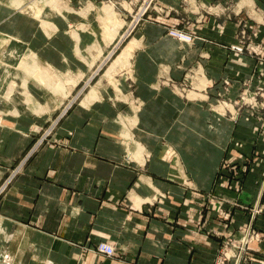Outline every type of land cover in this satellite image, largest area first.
Returning <instances> with one entry per match:
<instances>
[{"label": "crops", "instance_id": "obj_1", "mask_svg": "<svg viewBox=\"0 0 264 264\" xmlns=\"http://www.w3.org/2000/svg\"><path fill=\"white\" fill-rule=\"evenodd\" d=\"M200 1L218 4L192 29V42L172 36L157 20L136 34L141 45L132 57L134 90L142 104L132 107V133L145 147L142 157L128 158L117 120L130 107L117 106L105 93L73 105L53 135L59 144L44 145L0 201L6 232L0 253L12 259L0 255V264H216L225 239H239L249 228L252 240L241 264H264V120L258 122L248 107L229 117L211 106L218 93L237 99L244 83L254 86L259 73L264 80V0H233L244 6L233 20L218 13L226 0ZM179 2L171 0L176 8ZM17 8L0 0L2 32L21 37L43 68L87 71L81 62L91 61L88 51L96 38L90 20L92 29L82 32L68 28L69 21L79 27L78 12L47 11L44 19L54 23L48 32L43 17ZM186 12L198 16L193 9ZM243 29L246 46L240 43ZM198 64L211 82L208 100L187 101L158 82L181 80ZM20 73L11 80L27 79L32 101L25 92L14 90L8 98L0 90V182L65 97ZM175 152L194 184L173 177L180 174L174 171ZM98 241L113 244L116 256L84 253L83 245L93 248Z\"/></svg>", "mask_w": 264, "mask_h": 264}, {"label": "rangeland", "instance_id": "obj_2", "mask_svg": "<svg viewBox=\"0 0 264 264\" xmlns=\"http://www.w3.org/2000/svg\"><path fill=\"white\" fill-rule=\"evenodd\" d=\"M8 1L14 7H18L17 9H21L28 14L34 15L35 18L40 21L43 17L42 21L48 32L52 29L54 23L50 19H44V15H48L49 13H47V11L58 12L63 8L72 10L74 13L78 12L81 18L80 21H78L80 23L79 27H77L75 23L69 21L68 28L78 29L82 32L89 31L92 28L87 23L89 22L87 20H90L94 25V36L96 38L95 40L93 39L94 43H92L90 50L88 51V54L92 56L91 61L90 59H87L89 63L82 60L83 57L86 58L85 52L79 54L82 58V62H80L86 67L87 71L52 72L50 69L41 66L42 64L39 62L40 57L35 51L28 47L25 49L22 46L23 41L21 37L12 32L4 33L0 30V90H3V93L8 98L13 96L12 93L14 90L25 92L24 95L28 102L32 101L31 93L27 89L28 80L25 79L20 83H16V80H11L12 75L16 71H19L22 76L27 74L26 76L28 77L26 78L38 81L39 85L45 87L49 93L52 94L53 92L54 94H62L65 96L63 99H60L63 100V104L55 111H52V116L48 122L43 126L35 128L34 133H36V136L32 144L25 150L24 154L18 160L12 163L2 177L0 182V201L4 198L16 176L23 171L26 163H28V161L32 159L44 145L59 144V142H57L58 140L55 139L53 135L72 106L80 101L82 104L86 105L97 99L102 93L109 96L111 102L115 101L117 106L125 105L131 108L130 111L127 109L125 110L127 112H120L117 116V120L122 126L121 129L123 133L121 136L123 137V142L129 148V157H142L145 147L137 142L132 133L133 128L137 124V116L133 110L142 104L137 98L134 90L136 85V75L132 65V57L135 49L141 45V39L138 38L136 34L145 22L157 20L167 26V32L172 36L181 41L192 42L195 38V33L192 29L196 27V25L200 26V23L203 21L206 14H211L212 12L215 13V10H213L215 8H213V6H217L218 4L217 1H213L209 6H206L201 4L200 0H180V6L176 8L171 4V0ZM242 3L240 4L233 2V0H226L223 9H221L222 11L219 10L218 13H224L225 20H233V13L242 12V7H244ZM237 4L238 10H236ZM191 9L196 11L198 15L194 19L187 16L186 11H190ZM174 17L178 18L177 22L176 20H172L175 23H169V21H171L170 18ZM166 20L168 22H166ZM173 29L184 30L188 34H192V39H189L182 34L181 36L177 32L171 33L170 31ZM240 35L241 46H246L248 39L246 29H243V31L240 32ZM78 38L80 39L77 35V39ZM243 49L241 51H243ZM235 50L238 51V49ZM202 71L203 69L200 64L196 66L193 65L186 70V73L181 80L164 79L162 77L158 82L160 85L164 84L170 86L187 101H205L209 98V95H207L206 92L209 89L208 86L211 85V82L210 79L203 76V74H200ZM258 75L257 82L254 86L249 87L248 82L243 84L237 99H230L225 95L223 96L222 93H218L216 98L217 101L211 104L213 108H216L215 112L218 114L220 113L223 116L225 114L232 117L238 115L239 111L244 107H248L253 112L255 111L254 114H256L257 121L263 122L264 113L259 115L256 112L259 109L264 110V80L262 74L259 73ZM79 78L82 79L78 82ZM224 82V86L228 87L229 81L225 80ZM133 106L134 109L132 110ZM239 107L240 109L238 111ZM132 142L134 143V146L130 145ZM175 154L176 157L174 159H178V161L177 163L174 162L176 163L174 171L179 172L180 174H178V176L174 175L173 177L177 180L187 182V184H189V182L194 184L193 181L185 175L186 173H184V168L179 162L180 158L177 152H175ZM259 211H261V209H259ZM0 226H2L1 222ZM1 228L2 227H0V229ZM252 233L251 228H249L239 239L233 238L232 235L229 236V238H226L220 256H222L224 252L228 253L229 257L227 258V261L230 262L232 260L234 262L236 259V251L239 250L238 248L243 244V238H248V240H250ZM227 241H231L228 246H226ZM102 242L104 241H98L94 244L93 248L83 245L84 248L82 249L85 254L89 251L98 253L95 250L97 247L99 248V245ZM248 244L249 243H247L245 250L243 251L244 256H246L249 251ZM116 254L112 257H115ZM0 255L2 259H5L8 254L7 251H1ZM6 258V261H8L9 258V261H12L10 256H7Z\"/></svg>", "mask_w": 264, "mask_h": 264}, {"label": "built area", "instance_id": "obj_3", "mask_svg": "<svg viewBox=\"0 0 264 264\" xmlns=\"http://www.w3.org/2000/svg\"><path fill=\"white\" fill-rule=\"evenodd\" d=\"M170 32L171 33H176L177 32L180 35L182 34V35L186 36L187 38L192 39V34H188L184 30H179V29L175 30V29H173ZM128 158H129V155H128ZM258 211H259V209L256 208L255 212H258ZM251 240H252V238H250V240H248V241H251ZM230 242L231 241H227L226 246H228L230 244ZM247 243H249V242H247ZM247 243H246V245H247ZM246 245L242 244L239 248L237 247L240 250V252L237 251L236 254H235V257L238 258L239 263L242 262L243 260H247L246 256H244V253H243V251L245 250V246ZM95 251L98 252L101 255L108 256V257H112V256H114L116 254V248L112 244H110L108 242H105V241L102 242L99 245V248L97 247V249ZM228 255H229L228 253L224 252L223 255L218 258L216 264H224L226 259L229 257ZM221 258H223V259H221Z\"/></svg>", "mask_w": 264, "mask_h": 264}, {"label": "bare ground", "instance_id": "obj_4", "mask_svg": "<svg viewBox=\"0 0 264 264\" xmlns=\"http://www.w3.org/2000/svg\"><path fill=\"white\" fill-rule=\"evenodd\" d=\"M124 52H126V51H124ZM128 54H129V53H128ZM126 56H127V55H126ZM127 57H128V56H127ZM118 62H119V61H118ZM3 228H4V227H2V228L0 229V238H1V235H2V234L6 233V232L4 231ZM247 242H248V238H243V242H242L243 245H246ZM241 248H242V247H241ZM237 251L240 252V250H237ZM237 251H236V252H237ZM7 254H8V252H7ZM5 255H6V254H5ZM7 256H10V257H11V255H9V254H8ZM7 256H6V257H7ZM6 257H5V258H6ZM6 259H7V258H6ZM9 260H10V258L8 259V261H9ZM238 262H239V261H238V258L236 257L234 263H235V264H240V263H238Z\"/></svg>", "mask_w": 264, "mask_h": 264}, {"label": "water", "instance_id": "obj_5", "mask_svg": "<svg viewBox=\"0 0 264 264\" xmlns=\"http://www.w3.org/2000/svg\"><path fill=\"white\" fill-rule=\"evenodd\" d=\"M239 263V262H238Z\"/></svg>", "mask_w": 264, "mask_h": 264}]
</instances>
